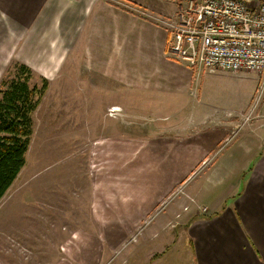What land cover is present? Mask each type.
Returning a JSON list of instances; mask_svg holds the SVG:
<instances>
[{
  "label": "rangeland",
  "instance_id": "374dc122",
  "mask_svg": "<svg viewBox=\"0 0 264 264\" xmlns=\"http://www.w3.org/2000/svg\"><path fill=\"white\" fill-rule=\"evenodd\" d=\"M8 66H0L1 77ZM241 73L219 77L227 95L222 108L238 110V92L252 96L235 122L221 121L223 115L202 120L180 98L110 94L86 75L48 82L32 113L25 165L0 200V264H107L144 241L169 208V238L185 240L182 227L231 186L241 144L264 140V77ZM111 104L124 112H106ZM129 235L135 241L128 243ZM107 245V252L98 248Z\"/></svg>",
  "mask_w": 264,
  "mask_h": 264
},
{
  "label": "crops",
  "instance_id": "0c3cea01",
  "mask_svg": "<svg viewBox=\"0 0 264 264\" xmlns=\"http://www.w3.org/2000/svg\"><path fill=\"white\" fill-rule=\"evenodd\" d=\"M177 2L0 0V66L15 60L46 79L49 87L60 76L86 75L93 87L110 94L116 90L180 98L202 120L216 115H223V122L239 120L248 97V104L252 100L249 92L234 97L238 110L221 107L227 95L219 77L234 73L189 67L167 53V30L161 21L173 18ZM244 75L235 73L233 78ZM111 107L124 112L113 104L106 112ZM261 116L255 114L256 120ZM239 150L244 156L230 169L231 186L202 207L203 215L182 227L185 240L169 238L174 233L168 229L175 225L167 227L175 209L169 208L156 226H152L155 219L143 224V231L152 226L147 236L141 235L144 241L138 240L120 258L115 253L114 261L107 264H264V140L244 142ZM157 240L164 246L154 250L155 244L151 247L149 242ZM98 248L109 249L108 245ZM115 259L119 260L115 263Z\"/></svg>",
  "mask_w": 264,
  "mask_h": 264
},
{
  "label": "built area",
  "instance_id": "2783aa9c",
  "mask_svg": "<svg viewBox=\"0 0 264 264\" xmlns=\"http://www.w3.org/2000/svg\"><path fill=\"white\" fill-rule=\"evenodd\" d=\"M161 22L167 53L187 66L264 77V0H178Z\"/></svg>",
  "mask_w": 264,
  "mask_h": 264
},
{
  "label": "trees",
  "instance_id": "16d2710c",
  "mask_svg": "<svg viewBox=\"0 0 264 264\" xmlns=\"http://www.w3.org/2000/svg\"><path fill=\"white\" fill-rule=\"evenodd\" d=\"M34 77L39 84L32 83ZM47 87L46 79L15 60L0 79V200L25 165L33 134L32 113Z\"/></svg>",
  "mask_w": 264,
  "mask_h": 264
},
{
  "label": "bare ground",
  "instance_id": "6f19581e",
  "mask_svg": "<svg viewBox=\"0 0 264 264\" xmlns=\"http://www.w3.org/2000/svg\"><path fill=\"white\" fill-rule=\"evenodd\" d=\"M114 110H115V109H114ZM114 110H113V111H114ZM115 111H117V110H115Z\"/></svg>",
  "mask_w": 264,
  "mask_h": 264
}]
</instances>
